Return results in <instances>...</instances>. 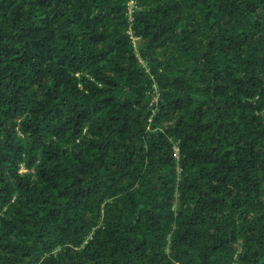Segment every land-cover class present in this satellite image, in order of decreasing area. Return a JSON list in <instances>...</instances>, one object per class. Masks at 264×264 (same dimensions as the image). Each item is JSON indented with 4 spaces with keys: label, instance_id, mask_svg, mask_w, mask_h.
Returning a JSON list of instances; mask_svg holds the SVG:
<instances>
[{
    "label": "trees",
    "instance_id": "1",
    "mask_svg": "<svg viewBox=\"0 0 264 264\" xmlns=\"http://www.w3.org/2000/svg\"><path fill=\"white\" fill-rule=\"evenodd\" d=\"M127 1L0 0V264H264V0Z\"/></svg>",
    "mask_w": 264,
    "mask_h": 264
},
{
    "label": "built area",
    "instance_id": "2",
    "mask_svg": "<svg viewBox=\"0 0 264 264\" xmlns=\"http://www.w3.org/2000/svg\"><path fill=\"white\" fill-rule=\"evenodd\" d=\"M132 0L127 1L128 7L130 6ZM129 9V8H128ZM135 37L133 36L132 39H134ZM171 149H172V156L174 157V159H178V145H177V141H172V145H171Z\"/></svg>",
    "mask_w": 264,
    "mask_h": 264
}]
</instances>
